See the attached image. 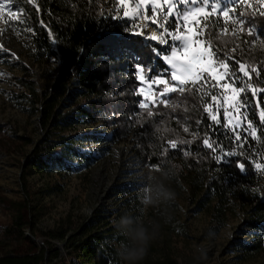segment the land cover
<instances>
[{
    "label": "trees",
    "instance_id": "1",
    "mask_svg": "<svg viewBox=\"0 0 264 264\" xmlns=\"http://www.w3.org/2000/svg\"><path fill=\"white\" fill-rule=\"evenodd\" d=\"M35 1L40 12L26 0H19L30 58L34 65L55 63L57 69L47 90H38L30 79L21 81L24 94L20 98L29 114L39 118L44 132L26 156L27 170H69L75 160L84 163L96 157L81 152L85 142L110 150L130 136L132 153L147 173L173 168L171 187L176 193L182 188L187 190V203L194 211L208 212L219 226L230 216H240L239 232L250 240L238 243L239 262L263 252L264 124L259 121V113L264 111V92L252 96L248 90L251 106L241 109L248 112V119H243L247 125L240 129L222 127L225 123L221 115V124H214L203 111L205 102L210 106L214 103L211 82L188 84L184 92L177 91L164 102L140 108L138 98L131 94L130 84L122 80L120 73L133 67L137 59L147 60L149 49L141 38L129 34L125 21L114 16V0ZM237 15L243 17V24L237 28L212 18L218 24L214 32L205 28L203 37L212 50L235 65L240 76L237 87L249 82L239 72L243 63L252 77L253 88L259 89L264 86V8L240 10ZM53 41L57 42L56 50ZM154 60L158 65L160 60ZM252 68L260 75L252 73ZM127 71L132 73V69ZM193 87L199 89L195 94ZM204 92L207 97L201 95ZM215 94L217 99L221 97L219 92ZM249 122L253 123L254 136L248 129ZM82 125L94 130L90 134L78 133V126ZM108 130L110 136L106 135ZM237 134L241 137L239 144ZM206 138L225 151H238L239 155L215 162L214 154L203 144ZM169 141L177 142L178 148L170 149ZM233 160L243 161L249 170L241 172ZM257 164L261 165L259 169ZM18 205L17 216L0 227V264H120L115 249L94 223L71 230V220H63L42 234L43 244L35 248L31 243L37 235L33 222L27 223L22 212L27 204ZM26 229L30 237L24 235ZM54 242L64 244L65 257H61ZM142 264L202 262L164 257L146 258Z\"/></svg>",
    "mask_w": 264,
    "mask_h": 264
},
{
    "label": "rangeland",
    "instance_id": "2",
    "mask_svg": "<svg viewBox=\"0 0 264 264\" xmlns=\"http://www.w3.org/2000/svg\"><path fill=\"white\" fill-rule=\"evenodd\" d=\"M26 1L31 4L30 0ZM0 2L11 9V13L7 8L0 10V227L8 225L17 216L18 204H27L22 212L27 223L33 222L37 235L31 238V243L35 248L42 246V234L55 228L59 222L69 219L72 222L71 230L94 223L103 232L107 244L116 249L123 237L116 232L113 221L124 213H130L142 216L146 221L157 219L162 223L160 238L151 245L146 258L171 257L179 261L200 259L202 264H264V251L251 256L245 262L238 261L237 258L241 254L238 243L250 240L249 236L239 232L240 216H230L224 225H217L208 212H196L187 203L185 188L179 189L177 198L171 205L142 211L138 194L144 185L143 176L147 171L132 153L130 136L112 145L110 150L85 142L81 152L96 157L84 163L75 160L69 170L59 168L53 171H28L26 156L43 138L44 132L39 127V118L29 114L25 109L26 103L20 98L24 94L21 81L30 79L36 82L38 90H47L55 76L57 64L46 62L39 66L32 63L19 0ZM113 2L114 16L126 22L131 36L139 37L146 45L152 44L158 48H169V45L179 47L180 41H173L170 35L166 36L169 44L165 45L148 39L153 32L159 37L167 28L168 33L176 32L198 41V45H193L190 49L189 55L195 53L197 47L204 51L209 50L210 45L203 37L205 15L221 20L230 28H237V13L240 10L257 11L264 8V0H220V9L216 12H213L210 6L205 7L200 0L196 3H192V0H187V3H181L180 0ZM225 7L228 9V16L223 14ZM190 8H203L204 12L198 15L190 14L188 19L177 16V9L184 12ZM125 12L128 15H125ZM141 60L137 59L135 62ZM156 63L157 61L152 59L153 68L150 75L159 74L166 83L171 81L169 65L162 59L158 65ZM129 69L134 71L133 67H129L120 74L122 80L130 84L131 94L138 98V106L146 97V107L167 99L163 95L165 85L133 83L131 74L127 71ZM199 82L203 83V80L197 83ZM188 84L190 83L183 78L177 77L176 81L167 86L180 85L185 88ZM140 87L144 89V95L134 94L133 89L139 92ZM74 88H78V85ZM177 91H180L179 87ZM171 94L173 93L168 96ZM222 102L220 97L211 109L215 111L216 103ZM216 114L221 115L224 120L223 109ZM237 119L240 123L235 129L247 125L239 116L233 119V123ZM224 123L228 122L224 120ZM78 128V133L81 134H90L94 130V127L85 125ZM228 128L233 129L231 125ZM110 134L111 130H108L106 135ZM209 229L218 232V239L210 246L207 258L201 259L197 248L206 245L205 237ZM24 235L30 237L27 229ZM54 247L60 251L61 257H65L63 243L54 242Z\"/></svg>",
    "mask_w": 264,
    "mask_h": 264
},
{
    "label": "snow or ice",
    "instance_id": "3",
    "mask_svg": "<svg viewBox=\"0 0 264 264\" xmlns=\"http://www.w3.org/2000/svg\"><path fill=\"white\" fill-rule=\"evenodd\" d=\"M142 2H144V0H142ZM180 2L187 3V0H180ZM196 2L197 0H192V3ZM200 2L204 4L205 7L210 6L213 12H216L218 9H220V0H200ZM5 8H7L9 13H11V9L6 7L4 3L0 2V10H4ZM153 10H156L155 4ZM203 12V8H190L184 12H180V10L177 9V16H182L184 19H188L190 14L198 15ZM223 14L228 16L229 12L227 7L223 9ZM125 15H128V13L125 12ZM174 23L175 22H173V25ZM236 23L243 24L242 15L239 17V19H237ZM217 24L218 20L213 21L211 16L205 15L203 27L209 28L212 32H214L215 26ZM251 31L254 34V30ZM139 34L140 33H138V35ZM169 35L173 41H180V46L173 47L169 45V48H157L152 44H147V48L149 49V56L147 60H141L132 65L134 68V71L131 73L133 83L139 82L140 85L149 84V86L163 84L165 85L163 95L165 98H167L169 93H175L177 91V87H179L181 92L185 91V88L180 85L172 87L167 86L172 81H176L177 77L183 78V80L189 82L193 86L197 85V82L201 80H203V83L205 84L211 82V88L213 89V94L211 95L212 101H217V95L215 94L216 92L220 93L223 100L222 103H216L215 111H213L211 106L206 102L204 104L203 111L207 113V116L211 118L214 124H221V121L218 119L216 114L220 111V109H223L224 120L228 122L221 125L222 127L228 128L231 125V127L235 129L240 123L239 119L233 123V119L237 116L242 119H248V112H241V109H248L251 106L249 104L247 92L248 90H251L252 96H256L258 92H264V86L259 89L253 88V85L250 82L252 77L249 75V70L245 69V65L243 63L239 65V72L242 73L243 77L247 78L249 82L246 84V86L240 85L237 87V84L240 82V76L237 75V69L235 65H230L228 62H226V59L222 58L216 50H212L211 45L207 51L201 50L199 47H197L196 52L189 55L190 49L193 45H198V41L192 40L191 37L180 35L176 32L168 33L167 28H165V31L161 33L159 37L157 36L156 32H153L148 37V39L151 41H156L158 44L165 45L169 44V40L166 38V36ZM169 51L170 54H168ZM152 59H162L169 65L171 68V81L166 83L164 79L160 78L159 74L156 76L150 75L153 68V65L151 64ZM250 71L252 73H256L257 76L260 75V73H258L255 68H252ZM205 77L207 79H204ZM191 91L193 94H195L197 91H199V89L197 87H193ZM133 93L144 95V89L140 87L139 92H137V90L134 88ZM152 95H155V93H152ZM201 95L207 97L208 93L204 92ZM139 106L140 108H145L147 106V97L144 102L139 103ZM257 106H259V101L257 102ZM148 115L151 116L152 113L149 112ZM259 121L261 124H264V111L259 113ZM197 123H199V121ZM248 129L252 130L251 134L254 136L255 129L252 122H249ZM184 131L187 132L188 128L186 127ZM236 140L239 144L241 140L239 134H237ZM169 144L170 149L172 150L178 148V144L175 141H169ZM203 144L214 154L213 159L217 163L223 162L227 157H237L239 155L238 151H225L222 148L213 145L208 138L204 139ZM221 152L222 155L219 154ZM185 154L189 153L186 152ZM232 163L236 164L241 172L249 170L243 161L237 162L236 160H233ZM256 167L259 169L261 165L257 164Z\"/></svg>",
    "mask_w": 264,
    "mask_h": 264
},
{
    "label": "clouds",
    "instance_id": "4",
    "mask_svg": "<svg viewBox=\"0 0 264 264\" xmlns=\"http://www.w3.org/2000/svg\"><path fill=\"white\" fill-rule=\"evenodd\" d=\"M175 172L172 167L161 168L159 172L144 173V185L139 190L141 210L157 206H169L177 198L170 181ZM114 228L124 239L115 249L120 264H142L148 256L151 245L160 238L162 223L157 219H148L124 213L113 221ZM206 245L198 247L199 258L206 259L210 246L218 239V232L209 229L206 234Z\"/></svg>",
    "mask_w": 264,
    "mask_h": 264
},
{
    "label": "water",
    "instance_id": "5",
    "mask_svg": "<svg viewBox=\"0 0 264 264\" xmlns=\"http://www.w3.org/2000/svg\"><path fill=\"white\" fill-rule=\"evenodd\" d=\"M30 3L40 12V6L35 0H30ZM46 29L50 33V29H48V28H46ZM52 43H53V49L56 50L57 49V42L53 41Z\"/></svg>",
    "mask_w": 264,
    "mask_h": 264
}]
</instances>
